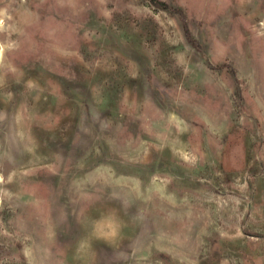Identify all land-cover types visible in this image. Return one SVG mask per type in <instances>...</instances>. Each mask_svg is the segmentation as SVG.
Returning a JSON list of instances; mask_svg holds the SVG:
<instances>
[{
  "label": "rangeland",
  "instance_id": "rangeland-1",
  "mask_svg": "<svg viewBox=\"0 0 264 264\" xmlns=\"http://www.w3.org/2000/svg\"><path fill=\"white\" fill-rule=\"evenodd\" d=\"M0 0V264H264V0Z\"/></svg>",
  "mask_w": 264,
  "mask_h": 264
},
{
  "label": "trees",
  "instance_id": "trees-1",
  "mask_svg": "<svg viewBox=\"0 0 264 264\" xmlns=\"http://www.w3.org/2000/svg\"><path fill=\"white\" fill-rule=\"evenodd\" d=\"M151 3L155 6H157L158 8H161V9L167 8L166 3L164 1H161V0H151Z\"/></svg>",
  "mask_w": 264,
  "mask_h": 264
}]
</instances>
